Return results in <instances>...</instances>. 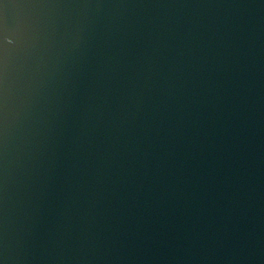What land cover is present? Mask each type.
I'll use <instances>...</instances> for the list:
<instances>
[{
    "label": "water",
    "instance_id": "95a60500",
    "mask_svg": "<svg viewBox=\"0 0 264 264\" xmlns=\"http://www.w3.org/2000/svg\"><path fill=\"white\" fill-rule=\"evenodd\" d=\"M0 264H264V0H0Z\"/></svg>",
    "mask_w": 264,
    "mask_h": 264
}]
</instances>
